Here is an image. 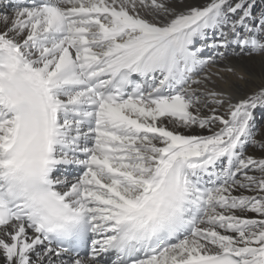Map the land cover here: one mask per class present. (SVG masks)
<instances>
[{
    "label": "snow or ice",
    "instance_id": "6c2138e0",
    "mask_svg": "<svg viewBox=\"0 0 264 264\" xmlns=\"http://www.w3.org/2000/svg\"><path fill=\"white\" fill-rule=\"evenodd\" d=\"M255 58L264 0H0V264H264Z\"/></svg>",
    "mask_w": 264,
    "mask_h": 264
},
{
    "label": "bare ground",
    "instance_id": "6f19581e",
    "mask_svg": "<svg viewBox=\"0 0 264 264\" xmlns=\"http://www.w3.org/2000/svg\"><path fill=\"white\" fill-rule=\"evenodd\" d=\"M231 64L237 69L238 72H244L256 78H258L261 72L264 71V68H262V65L258 58H255L252 60H232ZM220 66L223 67V65H220ZM212 71L215 72L216 68H213ZM223 75L225 77V81H230L235 84H240V82L236 80L235 76H230L227 73H224ZM225 81L217 80L216 86L220 88L227 87V84L225 83ZM240 86H243V85H240ZM261 133H264V131H261ZM257 155H259V153H257Z\"/></svg>",
    "mask_w": 264,
    "mask_h": 264
},
{
    "label": "rangeland",
    "instance_id": "374dc122",
    "mask_svg": "<svg viewBox=\"0 0 264 264\" xmlns=\"http://www.w3.org/2000/svg\"><path fill=\"white\" fill-rule=\"evenodd\" d=\"M258 122L257 128L261 131H264V116H261L259 113L257 114Z\"/></svg>",
    "mask_w": 264,
    "mask_h": 264
}]
</instances>
